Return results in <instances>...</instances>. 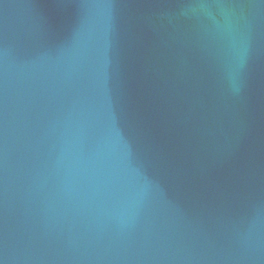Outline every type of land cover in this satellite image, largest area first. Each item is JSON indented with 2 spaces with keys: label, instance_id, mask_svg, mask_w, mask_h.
I'll return each mask as SVG.
<instances>
[{
  "label": "water",
  "instance_id": "1",
  "mask_svg": "<svg viewBox=\"0 0 264 264\" xmlns=\"http://www.w3.org/2000/svg\"><path fill=\"white\" fill-rule=\"evenodd\" d=\"M0 264H264V0H0Z\"/></svg>",
  "mask_w": 264,
  "mask_h": 264
}]
</instances>
